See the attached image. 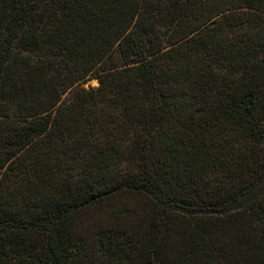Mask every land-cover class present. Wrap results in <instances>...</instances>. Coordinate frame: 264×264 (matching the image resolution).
I'll use <instances>...</instances> for the list:
<instances>
[{
  "label": "trees",
  "instance_id": "16d2710c",
  "mask_svg": "<svg viewBox=\"0 0 264 264\" xmlns=\"http://www.w3.org/2000/svg\"><path fill=\"white\" fill-rule=\"evenodd\" d=\"M0 264H264V0H0Z\"/></svg>",
  "mask_w": 264,
  "mask_h": 264
},
{
  "label": "rangeland",
  "instance_id": "374dc122",
  "mask_svg": "<svg viewBox=\"0 0 264 264\" xmlns=\"http://www.w3.org/2000/svg\"><path fill=\"white\" fill-rule=\"evenodd\" d=\"M97 84L98 83H97V80L96 79H90L87 82H85L84 84H81L80 86L81 87H84V88H87L89 86L95 87V86H97Z\"/></svg>",
  "mask_w": 264,
  "mask_h": 264
}]
</instances>
